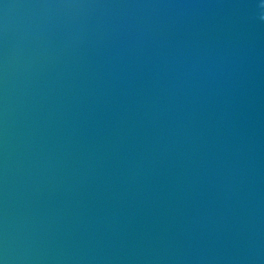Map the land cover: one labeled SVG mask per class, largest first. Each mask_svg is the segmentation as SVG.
Wrapping results in <instances>:
<instances>
[{
    "label": "water",
    "instance_id": "obj_1",
    "mask_svg": "<svg viewBox=\"0 0 264 264\" xmlns=\"http://www.w3.org/2000/svg\"><path fill=\"white\" fill-rule=\"evenodd\" d=\"M0 264H264V0H0Z\"/></svg>",
    "mask_w": 264,
    "mask_h": 264
}]
</instances>
